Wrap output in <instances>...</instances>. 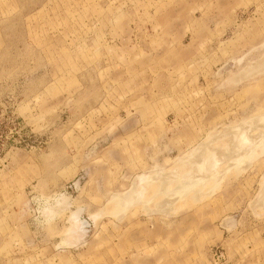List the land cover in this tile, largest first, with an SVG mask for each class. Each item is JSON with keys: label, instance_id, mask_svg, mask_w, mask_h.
<instances>
[{"label": "rangeland", "instance_id": "obj_1", "mask_svg": "<svg viewBox=\"0 0 264 264\" xmlns=\"http://www.w3.org/2000/svg\"><path fill=\"white\" fill-rule=\"evenodd\" d=\"M263 67L264 0H0V264H264Z\"/></svg>", "mask_w": 264, "mask_h": 264}, {"label": "bare ground", "instance_id": "obj_2", "mask_svg": "<svg viewBox=\"0 0 264 264\" xmlns=\"http://www.w3.org/2000/svg\"><path fill=\"white\" fill-rule=\"evenodd\" d=\"M264 68V67H263ZM251 70H252V68H251ZM250 69L247 71L248 73L247 74H249L250 75V73L252 72ZM254 70V69H253ZM251 71V72H250ZM253 74V73H252ZM251 74V75H252ZM248 75V76H249ZM247 77V76H246ZM259 118V117H258ZM261 119H260V121L261 122H264V116H262V117H260ZM253 123V122H252ZM253 125H254V123H253ZM243 126V125H242ZM263 126V125H262ZM256 127V126H255ZM235 128V127H234ZM239 128V127H238ZM252 129V128H251ZM230 130V129H229ZM243 131L245 130V129H242ZM263 131V130H262ZM228 132V131H227ZM246 130H245V133L244 132H242L241 130H236L235 131V136H236V139H235V146L238 148V151H240L241 149L242 150H244L243 148H245L246 149V146H248L247 144H251V142H252V140L247 136V134H246ZM252 132V131H251ZM232 133V132H231ZM228 134V133H227ZM261 141V140H260ZM263 141V140H262ZM261 141V142H262ZM256 143V142H255ZM228 146V145H227ZM248 149V148H247ZM225 150V149H224ZM227 150V149H226ZM206 151V150H205ZM205 151H203V152H205ZM229 151V150H228ZM251 151V150H250ZM210 152H212V151H210ZM226 153H227V151H226ZM229 153V152H228ZM251 153V152H250ZM221 154V153H220ZM251 154H253V153H251ZM236 155V154H235ZM250 155V154H249ZM232 156V155H231ZM241 156V155H240ZM218 159H219V162H220V158H218L217 157V155L215 154V153H212L211 154V156L209 155V156H204V160H203V162L201 163V168H203L206 172H208L209 174L212 172L213 173V169H215L214 167H215V165L217 164V162H218ZM239 159H241V158H239ZM244 159V158H243ZM250 159V158H249ZM230 161V160H229ZM245 161V160H244ZM195 162H196V160H195ZM225 162V161H224ZM197 163V162H196ZM227 163V162H226ZM199 164V163H198ZM195 165V164H194ZM218 165V164H217ZM219 167V166H218ZM228 170H229V168H227ZM195 170V169H194ZM216 170H217V168L215 169V172L214 173H216ZM218 172L219 171H217V175H218ZM225 172H220V176H222L223 174H224ZM204 174V173H203ZM216 174L214 175V174H212L213 176H216ZM206 175V174H205ZM207 176V175H206ZM219 176V175H218ZM217 176V177H218ZM209 178V177H208ZM202 179V178H201ZM213 179V178H212ZM143 180V179H142ZM161 182V181H160ZM187 184V183H186ZM191 184V183H190ZM185 185V184H184Z\"/></svg>", "mask_w": 264, "mask_h": 264}]
</instances>
